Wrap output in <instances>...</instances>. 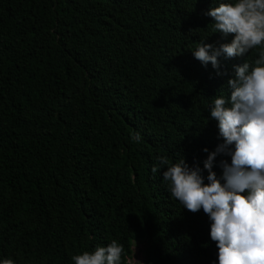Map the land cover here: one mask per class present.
<instances>
[{"label":"trees","instance_id":"obj_1","mask_svg":"<svg viewBox=\"0 0 264 264\" xmlns=\"http://www.w3.org/2000/svg\"><path fill=\"white\" fill-rule=\"evenodd\" d=\"M220 2L0 0V260L74 264L116 240L122 264L141 244L142 264H219L209 216L152 167L184 158L209 182L223 143L209 108L259 56L195 58L234 39L206 14Z\"/></svg>","mask_w":264,"mask_h":264},{"label":"clouds","instance_id":"obj_2","mask_svg":"<svg viewBox=\"0 0 264 264\" xmlns=\"http://www.w3.org/2000/svg\"><path fill=\"white\" fill-rule=\"evenodd\" d=\"M206 14L214 20V33L234 34V39L219 47L198 42L194 56L202 64L211 62L219 70L221 56L235 58L257 48L259 56L253 63L233 66L228 95L215 96L209 108L223 138L204 161L209 182L205 183L198 166L190 167L184 158L172 163L168 156H161L152 172L166 167L163 180L171 196L188 211L203 209L209 216L219 264H264V0H222ZM222 74L226 73L217 72ZM221 154L230 156L231 164L221 161L223 176L217 178L212 168ZM125 256L124 246L112 240L106 247L73 255L72 260L74 264H122ZM0 264L16 261L4 258ZM132 264H142L136 253Z\"/></svg>","mask_w":264,"mask_h":264},{"label":"rangeland","instance_id":"obj_3","mask_svg":"<svg viewBox=\"0 0 264 264\" xmlns=\"http://www.w3.org/2000/svg\"><path fill=\"white\" fill-rule=\"evenodd\" d=\"M142 248H143V245L142 244L141 245H134L133 251H134V253H136V257L137 258H141L140 249H142Z\"/></svg>","mask_w":264,"mask_h":264}]
</instances>
